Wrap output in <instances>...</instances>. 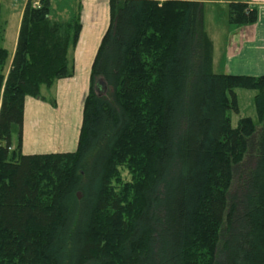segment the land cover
I'll use <instances>...</instances> for the list:
<instances>
[{
	"label": "trees",
	"instance_id": "1",
	"mask_svg": "<svg viewBox=\"0 0 264 264\" xmlns=\"http://www.w3.org/2000/svg\"><path fill=\"white\" fill-rule=\"evenodd\" d=\"M205 1L112 0L77 149L47 154L23 153L25 99L71 75L82 24L28 3L7 72L0 46V264H69L74 250L75 264H264V75L213 71ZM258 18L246 0L229 4L233 25ZM240 87L257 92L258 124L232 125ZM124 164L134 177L118 186Z\"/></svg>",
	"mask_w": 264,
	"mask_h": 264
},
{
	"label": "crops",
	"instance_id": "2",
	"mask_svg": "<svg viewBox=\"0 0 264 264\" xmlns=\"http://www.w3.org/2000/svg\"><path fill=\"white\" fill-rule=\"evenodd\" d=\"M50 1L52 7L53 2ZM111 1L57 0L63 10H72V18L79 14L81 33L77 44L71 46L68 53L71 75L57 79L51 86H42L41 98L27 96L25 99L24 154L74 152L77 149L93 63L111 22ZM237 1L245 0L205 1L212 3L216 13V19H212V22L216 20L212 30L204 25L213 42V71L262 76L264 0H246L258 8L259 18L257 22L244 26L229 22V4ZM217 5H221V9ZM14 53L15 49L10 54L6 71L10 68Z\"/></svg>",
	"mask_w": 264,
	"mask_h": 264
},
{
	"label": "rangeland",
	"instance_id": "3",
	"mask_svg": "<svg viewBox=\"0 0 264 264\" xmlns=\"http://www.w3.org/2000/svg\"><path fill=\"white\" fill-rule=\"evenodd\" d=\"M52 2H53L51 7L52 19L59 21H70L72 19L73 16L71 14L72 10L70 9H68V11L63 10V8L59 7L60 5L57 4V0H52ZM28 3H32L34 6H40V0H2V3L0 4V26L2 29V39L0 42V46L6 48L10 54L14 52L22 15ZM217 6H219V8L221 9V5H217ZM215 15L216 13L213 11L212 3L205 2L204 4L205 27H208L209 29L212 30V27L216 24V20L212 22V19H216ZM256 93L257 92L253 89H247L241 87L236 89L239 111L231 112V122L233 127H237L239 120L245 117L252 118L256 124L259 123L256 106H255ZM184 161L185 159L180 158L178 155H176L175 159L169 165L168 172L170 175V179H172L174 182L178 181V177H179L178 175L180 174V162H184ZM253 164H254V160L251 159L244 165V167H240L238 170H236L234 182L230 190V196H234V195L239 196L240 194L244 193V190H242L241 182H240L242 176L240 172L244 173V171L247 170L249 167H252ZM91 174H92V169H90V176ZM133 177L134 175L131 169L129 168V166L124 164L118 168L116 175V178H118V180H114L113 183L118 186H123V184L131 182ZM79 193L81 194L80 198H82L83 194L81 192ZM159 209L160 208L157 209L158 213H160ZM155 213L153 212L152 215L156 217L155 221L158 220V224H159V219L157 218L161 217L160 218L161 220L163 214L160 213V215H158V213H156L155 215ZM159 239L160 241L158 240V247L160 248V250H162V248H164L165 245H168L169 243L167 242V239L163 234L159 236ZM75 257H76V251L74 250L73 256H71V262L69 264L76 263Z\"/></svg>",
	"mask_w": 264,
	"mask_h": 264
},
{
	"label": "water",
	"instance_id": "4",
	"mask_svg": "<svg viewBox=\"0 0 264 264\" xmlns=\"http://www.w3.org/2000/svg\"><path fill=\"white\" fill-rule=\"evenodd\" d=\"M107 84H106V82L105 81H101L100 82V88L98 89V94L100 95V96H102V95H105V93H106V91H107ZM78 197L80 198L81 197V194L80 193H78Z\"/></svg>",
	"mask_w": 264,
	"mask_h": 264
}]
</instances>
